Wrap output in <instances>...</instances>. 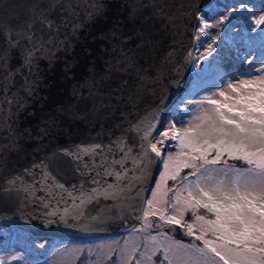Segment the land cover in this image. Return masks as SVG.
Returning a JSON list of instances; mask_svg holds the SVG:
<instances>
[{"label":"water","instance_id":"95a60500","mask_svg":"<svg viewBox=\"0 0 264 264\" xmlns=\"http://www.w3.org/2000/svg\"><path fill=\"white\" fill-rule=\"evenodd\" d=\"M214 1L0 0V22L17 25L27 18L21 5L31 3L53 25L49 29L39 19L34 22L33 32L45 42L46 51L31 70L24 66L20 49L11 52L7 67L0 70V224L40 238L84 241L121 234L142 222L143 198L149 196L160 168L155 154L146 162V177L137 179L139 165L126 160L128 179L107 178L117 186L114 196L86 202L79 209L83 215L69 208L63 220L65 204L59 197L47 209L37 199L46 193L39 185L41 170H32V165H50L65 188L78 196L82 181L86 193L91 185L62 149L91 143L108 146L122 138L133 149L131 156H138L142 133L133 126L151 122L154 136L164 127L194 63L200 12ZM97 2L103 5L102 13L90 15ZM49 39L54 47L48 46ZM5 46L0 33V50ZM112 158H121L118 146H113ZM25 168L33 175L25 174ZM17 176L21 182L8 191L6 182ZM33 177L35 196L23 191L33 184ZM62 195L70 206L72 197ZM57 204L60 214L49 215Z\"/></svg>","mask_w":264,"mask_h":264},{"label":"snow or ice","instance_id":"6c2138e0","mask_svg":"<svg viewBox=\"0 0 264 264\" xmlns=\"http://www.w3.org/2000/svg\"><path fill=\"white\" fill-rule=\"evenodd\" d=\"M21 7L26 9V19L15 26L7 21L0 22V33H4L6 40L5 48L0 50V70L7 67L9 55L15 49H20L23 64L29 70L37 56L46 51L45 42L33 32L34 22L39 19L49 29L52 23L37 5L26 3ZM92 8L90 15H99L103 11V5L98 2L93 3ZM252 15L255 16V13ZM226 19L222 16L215 25L206 19L202 20L199 32L203 34L206 29L223 24ZM254 23L252 31L259 29L264 32V27H261L264 25V16ZM47 44L55 46L51 39ZM212 51V45L209 44L200 59L203 60ZM124 60L127 61L128 57L125 56ZM255 63V60L249 62L251 71L248 74L264 72V61L259 69L255 68ZM117 64L121 62L117 61ZM120 70L126 71L127 68L121 67ZM25 84L31 88L27 77ZM211 87L218 89V92H212L205 99L213 111L204 117H196L200 122L194 126L183 130L169 126L158 133L161 139L155 140V124L149 122L145 125L141 121L134 125L135 131L142 133L140 152L136 157L131 156L133 149L126 147L122 138H117L108 146L91 143L77 145L74 150L62 149L63 155L71 156L76 161V172L90 183V191L87 193L84 181L80 184L79 195L74 196L50 170V165L43 161L32 165V170H41L39 185L46 193L37 199L47 209L59 197V202L65 204L63 214H60L57 204L49 215L60 214L63 220L69 208L83 215L79 209L86 202H91L97 196H114L113 190L117 186L115 183H107V178L115 177L116 181L128 179L126 160L131 159L134 165H139L137 170L140 177L137 179H141L147 175L151 154L162 158L164 170L155 181V187L150 190L151 195L143 198V224L140 229L134 230L145 233L144 243L129 248L127 241L123 245L116 242L114 247L108 246L107 251L103 246H97L93 264H108L113 257L115 264H142L144 260L151 262L157 253L163 254L164 261L161 264H264V76L235 82L221 79L220 84ZM216 95L220 98L213 99L212 96ZM6 102L11 104L13 100ZM202 102L181 103L185 111H190L192 105ZM7 127L14 136L15 131L11 125ZM172 140H179L180 151L175 154L169 152L163 158L162 146ZM113 146L119 147L120 159H109ZM226 158L244 160L248 167L233 169L228 166ZM116 165H120V170L116 169ZM183 169L190 171L181 176ZM32 170L25 168L24 173L31 176ZM169 180L174 182L173 186L162 190V186ZM20 182L19 176L9 179L6 182L9 186L7 190L12 191ZM73 190H76L75 186ZM23 191L35 196V177L33 184ZM63 192L72 197L70 206L64 200ZM184 192L187 195H182ZM169 193H172L171 201L168 199ZM200 208L214 214V219H206L198 214ZM188 212L192 215L191 222L184 221V215ZM150 217L155 218L157 223L185 228L186 235L201 241L202 246L173 241L166 232L157 231L156 236H152L147 231L153 228V224L149 223ZM197 225L199 232L195 230Z\"/></svg>","mask_w":264,"mask_h":264},{"label":"rangeland","instance_id":"374dc122","mask_svg":"<svg viewBox=\"0 0 264 264\" xmlns=\"http://www.w3.org/2000/svg\"><path fill=\"white\" fill-rule=\"evenodd\" d=\"M200 13V21L196 30V50L194 63L178 101L172 106L171 112L167 117L164 127L160 132L174 126L176 129L183 130L190 126H194L200 121L196 117H204L211 114L213 109L207 103L206 97L212 92H218V89L211 87L224 81L251 80L254 76H264V72L255 71L248 74L251 70L249 62L255 60V68L261 67L260 61H264V32L259 29L252 31L255 27L254 21L264 16V0H215L208 8ZM255 13V16L252 14ZM227 17L223 24L211 29H206L201 34L199 28L202 26V20H208L211 24H216L221 17ZM264 27V25H261ZM200 39H197V37ZM212 45L213 51L210 55L205 56L202 60L200 56L205 54L208 45ZM234 49L238 51L234 55L238 57L237 63L229 64V56H233ZM242 55L243 59L240 58ZM210 89V91H209ZM227 91V89H225ZM213 99H219L218 95L212 96ZM182 101H203L202 103L192 105L190 111H185ZM161 139L159 134L155 135V140ZM153 140L152 142H155ZM180 151L179 140L166 142L162 146L163 158L167 157V153L175 154ZM160 159V167L156 174L155 181L159 179L160 172L163 171L162 158ZM227 164L233 169H241L248 167L247 163L241 159L226 158ZM233 161V162H231ZM189 169H183L181 176L187 174ZM191 179V178H190ZM155 181L152 188L155 187ZM173 181L169 180L164 188H171ZM151 195V192L149 196ZM182 195H187L184 192ZM171 201L172 193L168 194ZM198 214L205 216L206 219H214V214L200 208ZM184 221L191 222L192 215L190 212L184 215ZM149 223L153 224L152 229L147 231L152 236H156L157 231L166 232L168 237L173 241H181L183 244L196 243L202 246L201 241H195L193 237L186 235V229L179 226H169L163 222L157 223L155 218H149ZM142 223H138L130 231L124 235H112L105 239H90L81 242H75L68 239L40 238L37 236H29L24 232H16L9 223L0 224V264H9V261L24 259L23 264H93L98 251L97 246H103L107 251L108 246H115L116 242L121 245L128 242L129 248L135 244L144 243L145 233L136 232L140 229ZM199 232V226L195 229ZM211 238V237H209ZM49 253V257L45 261H40L39 256H45ZM164 261L162 253H157L152 257L151 262L146 260L142 264H161ZM108 264H115V257ZM166 264V262H164Z\"/></svg>","mask_w":264,"mask_h":264},{"label":"bare ground","instance_id":"6f19581e","mask_svg":"<svg viewBox=\"0 0 264 264\" xmlns=\"http://www.w3.org/2000/svg\"><path fill=\"white\" fill-rule=\"evenodd\" d=\"M235 51H234V54H233V56H229V58H228V62H229V64H234V63H237V61H239V59H238V57L235 59V57H234V55H236L237 53H238V51L236 50V49H234ZM240 58L241 59H243V57H242V55L240 56ZM27 235H29V234H27ZM30 236V235H29ZM31 237V236H30ZM55 239H57V238H55Z\"/></svg>","mask_w":264,"mask_h":264},{"label":"trees","instance_id":"16d2710c","mask_svg":"<svg viewBox=\"0 0 264 264\" xmlns=\"http://www.w3.org/2000/svg\"><path fill=\"white\" fill-rule=\"evenodd\" d=\"M10 225V224H9ZM11 226V225H10Z\"/></svg>","mask_w":264,"mask_h":264}]
</instances>
